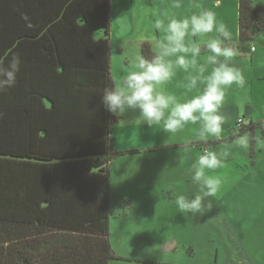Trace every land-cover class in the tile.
I'll return each instance as SVG.
<instances>
[{"label": "trees", "instance_id": "1", "mask_svg": "<svg viewBox=\"0 0 264 264\" xmlns=\"http://www.w3.org/2000/svg\"><path fill=\"white\" fill-rule=\"evenodd\" d=\"M107 2L0 0V54L12 48L22 61L17 84L0 92V264L119 258L109 238V165L138 150L113 148L117 116L101 103L113 85ZM237 12L236 46L246 54L264 33V5L238 0ZM236 126L230 140L257 124Z\"/></svg>", "mask_w": 264, "mask_h": 264}, {"label": "rangeland", "instance_id": "2", "mask_svg": "<svg viewBox=\"0 0 264 264\" xmlns=\"http://www.w3.org/2000/svg\"><path fill=\"white\" fill-rule=\"evenodd\" d=\"M171 2L172 0H111L109 39L110 75L113 85L119 83L129 71L134 70L131 61L135 56L142 55L144 44L148 45L147 51L150 56L155 54L156 45L164 36L162 30L155 26L161 19L162 11L167 9L174 12L177 17L189 14L191 0H182L183 7L180 9H171ZM254 2L264 5V0ZM203 3L216 14L217 21L222 22L231 32L232 39L228 43L237 49V0H203ZM120 20L123 21L124 34L117 37ZM196 39L199 42L200 38ZM235 63L244 71L246 86L240 89L233 85L226 90L221 111L228 117L229 123L224 127L223 140L219 143L209 144L206 148L199 146L198 143L202 141L197 140L198 125L188 124L176 134H167L161 129V125L149 127L140 122L138 110H128L123 115H116L117 122L112 127L113 148L124 152L139 149L141 154L124 153L113 158L109 165L111 182L113 175L120 176L119 180L124 181L123 175L118 171L120 169L141 170V173L139 182H134L135 184L120 182L115 185L117 192L114 191L113 196H110V205L121 215L122 208L117 205L120 198L117 197L125 195L122 192L123 186L129 190L133 185L140 186L139 193L135 192L134 197L140 195L138 198L145 203L147 197L145 185L150 181L158 183V192L171 190L170 201H175L176 196L181 193L190 195L196 191L191 183V174L192 165L198 156L206 151L219 153L228 150L230 155L226 158L224 166L209 171L208 175L224 176L222 174L226 173L234 185L230 188L227 186L230 185L228 184L230 181L224 182L226 184H223L221 192L212 200L210 211L203 215L188 214L192 219L203 222L198 232L203 240L198 245L192 244L191 249L198 254L201 250L215 254L219 248L221 264H229L227 263L229 260L233 261L230 264H247V259H252V264H264V33L251 41L248 53L242 54L238 51ZM185 76L182 70H177L173 80L166 85L158 86V90L175 94L177 98L188 96ZM238 118H242L245 125L250 121L257 124L255 133L252 134L255 142L249 131L242 134L249 139L247 150L235 146L233 140H230L233 134L231 131L236 126ZM151 149L154 150L149 151ZM146 164H153L156 167L150 171L144 167ZM150 174L153 180L148 176ZM157 179H161L162 182H158ZM177 179L179 184L171 189L169 181ZM126 195L129 197L130 193ZM157 196H159L157 193H153L150 200L154 201ZM126 204L127 206H122L128 211L129 206ZM174 216H182L178 208L175 209ZM115 217L117 218L113 222L119 223L123 220L119 219V216ZM210 232L216 234L215 241H211ZM112 234L116 238L119 237L115 235V230Z\"/></svg>", "mask_w": 264, "mask_h": 264}, {"label": "clouds", "instance_id": "3", "mask_svg": "<svg viewBox=\"0 0 264 264\" xmlns=\"http://www.w3.org/2000/svg\"><path fill=\"white\" fill-rule=\"evenodd\" d=\"M182 7V0H172L171 9ZM189 9V14L183 17L167 9L161 12V19L155 26L164 36L157 43L155 54L151 58L135 56L131 61L134 70L119 83L105 87L101 103L109 113L117 116L128 110H138L140 122L149 127L161 125L167 134H176L193 124L198 125L197 140L220 141L229 123L221 111L226 90L233 85L244 88L246 77L235 63L238 51L228 43L232 39L228 28L217 21L216 14L203 0H191ZM22 18L26 27H33L27 15ZM123 34V21L120 20L116 35ZM196 38H200L199 42ZM21 63L20 55L12 48L0 54V92L17 84ZM177 70L186 74L189 95L184 98L158 90V86L173 80ZM233 144L247 150L249 139L246 135H238ZM229 155L230 152L224 150L219 153L206 151L198 156L191 174L196 191L190 195L181 193L175 198L180 213L203 215L211 210L212 200L221 192L225 181L208 172L222 168Z\"/></svg>", "mask_w": 264, "mask_h": 264}, {"label": "crops", "instance_id": "4", "mask_svg": "<svg viewBox=\"0 0 264 264\" xmlns=\"http://www.w3.org/2000/svg\"><path fill=\"white\" fill-rule=\"evenodd\" d=\"M107 5L110 27L111 0H108ZM153 150L154 149H151L149 151ZM134 154H141V151L138 149V152ZM144 167L152 171L156 166L153 164H146ZM118 171L123 175L124 181L119 180L120 176L113 175L112 182H110L111 197L114 191L117 192L116 186L120 182L125 184L128 182H130V184L139 182L141 170L121 171L120 169ZM154 173L157 172H151V174ZM151 174L148 176L153 180ZM225 174L226 173L222 174L224 176L221 177L224 178L225 182H229L230 180L228 178L230 176ZM160 180L161 179H157L158 182H162ZM178 180L179 179L169 181L171 189L179 184L177 182ZM182 180L184 181V179ZM184 182H189V180ZM228 184H230L227 185L230 188L234 185L232 180ZM157 188L158 183L148 182V184L145 185L147 197L145 198V203H142L138 198L140 195L137 194L138 196L134 197V194H136L135 192L139 193L138 189L140 190V186L136 187L133 185L129 190L123 186L122 192L125 195L123 197H117L120 198L117 201V205L122 208V214L120 215V213L114 211L116 209L111 208L113 216L109 221L110 244L119 258L110 260L109 264H221V260L219 261L218 256L219 248L215 251V254L211 251L208 254L202 250L198 254L191 249L192 244L198 245L200 241L203 240V238L198 235L203 222H201V220L192 219L188 214L185 215L182 213L181 217L174 216L177 207L175 201H170L169 198L172 197L170 195L172 191L162 190L158 192ZM127 193H130L129 197H127ZM153 193L159 195L157 196L158 199H155L162 200L160 202L157 200L155 201V199L151 201L150 199ZM126 203H128L129 212L123 209L125 207L122 205L127 206ZM143 204L145 208H147L146 211L144 210ZM157 214H162V216H158ZM115 216H119L118 218H123V220L119 223L113 222V220L117 218ZM113 230H115V235L119 236L118 238L113 236ZM210 233L211 241H215L217 237L216 234L213 232ZM232 262V260L227 261L229 264ZM247 264H252V259H247Z\"/></svg>", "mask_w": 264, "mask_h": 264}, {"label": "flooded vegetation", "instance_id": "5", "mask_svg": "<svg viewBox=\"0 0 264 264\" xmlns=\"http://www.w3.org/2000/svg\"><path fill=\"white\" fill-rule=\"evenodd\" d=\"M233 128L235 129V132L239 130L237 126H234ZM254 129H255V128H254ZM254 129H253L252 131H249L250 134H251V137H252L253 142L256 141V139L253 137V135H254V133H255V130H254ZM252 134H253V135H252ZM253 142H252V144H253ZM253 156H255V154H254Z\"/></svg>", "mask_w": 264, "mask_h": 264}]
</instances>
